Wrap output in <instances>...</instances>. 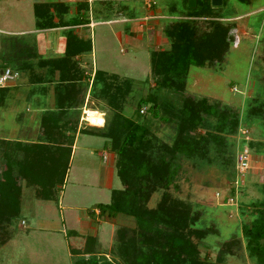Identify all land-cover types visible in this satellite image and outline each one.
Segmentation results:
<instances>
[{
  "label": "rangeland",
  "instance_id": "rangeland-1",
  "mask_svg": "<svg viewBox=\"0 0 264 264\" xmlns=\"http://www.w3.org/2000/svg\"><path fill=\"white\" fill-rule=\"evenodd\" d=\"M186 1L154 0L153 4L146 6L133 0H93L90 3L86 0H0V55L4 56L12 44L6 39L9 36L4 35L6 31H23L26 37L33 39L34 35L28 34L33 33L29 31L35 27L34 4L46 5L48 15L55 24L84 16L97 23L93 28L84 30L91 44L93 65L98 70L115 75L119 86L124 87L121 82L129 80V90L121 94L117 104L118 112L131 118L137 102L144 99L153 88L150 52L168 47L169 41L163 35V29L188 13ZM210 7L212 17L215 18L213 20L230 23L226 20L236 19L231 24L237 27L239 44L228 48L220 64L203 68L190 67L183 95L216 100L237 112L239 124L236 133L239 126L246 129L252 146H249L251 168L241 177L234 171V152L241 138L235 133L233 137H225L230 158L233 148V164L229 159V164L216 163L213 150H210L209 155L214 161L211 164L197 165L179 161L178 171L177 159L176 176L168 193L171 198L190 206L191 212L196 215L195 228L207 231L203 239L192 240L200 260L212 264L220 257L222 264H255L245 252L241 227L251 219L249 204L264 198V145L263 150L257 152L262 154V158H256L255 162L251 159L255 153L254 145L262 146L264 142V59L259 60L261 53L264 56V0H221L220 5ZM122 17L128 22L118 23L117 20L121 21ZM131 24L138 30H133L134 42H127L123 35L118 41L114 33L123 34V28ZM242 32L245 35L241 36ZM76 33L83 35V32ZM78 35L75 34L76 37ZM57 36H61L60 33ZM40 39L44 44L52 42L54 34H43ZM17 43L12 49L18 53L17 56L23 57L20 51L23 46ZM8 54L4 60L9 62L14 54ZM96 102L95 111L102 112L105 121L106 116L115 110L104 99ZM139 111H142L139 121L146 124L149 122L150 133L160 143L170 144L174 134L172 129L151 119L146 106H141ZM84 122L89 126L88 122ZM88 131L91 134L95 132L93 129ZM109 152L108 144L102 138L80 135L65 176L50 189L48 194L51 199L48 202L35 200L33 188L26 184V190L21 195L19 193L18 216L0 233V264H72L78 256L71 255V250H82L86 239L80 235L76 242L74 239L73 232L80 231L77 223L79 215L88 224L91 223L92 227H98L97 243L94 238L91 246L92 256L124 264L115 252L116 231L126 228V235L129 236L133 230V221L118 216L110 222L101 218L97 224L91 214L97 205L109 202L111 190L121 189L115 167L112 169L111 190L94 186L99 177L102 183L107 175V166L101 162L97 153ZM255 166H259V169ZM160 195L161 190L152 193L147 207L153 208ZM21 221L23 226L20 225ZM110 223L113 232H110Z\"/></svg>",
  "mask_w": 264,
  "mask_h": 264
},
{
  "label": "trees",
  "instance_id": "trees-1",
  "mask_svg": "<svg viewBox=\"0 0 264 264\" xmlns=\"http://www.w3.org/2000/svg\"><path fill=\"white\" fill-rule=\"evenodd\" d=\"M210 6V0H194L193 7L185 5L189 11L182 19L164 27L168 47L150 52L153 88L137 102L133 117L120 114L117 104L121 94L128 92L129 80L122 81V87L115 75L99 71L93 75L90 94L104 99L115 110L106 116L102 128H92L93 135L103 138L114 154L115 174L121 184V189L110 191L108 204L97 205L93 211H97L95 216L107 220L122 216L133 221L129 236L126 228L116 231L115 252L124 264H211L199 259L192 241L203 239L207 231L195 228L196 215L190 206L171 198L168 193L177 166L179 171V161L211 164L214 161L209 157L210 150H213L216 163L229 164L228 159L231 163L233 160V148L230 158L225 137H233L236 133L237 112L216 100L183 95L188 69L220 64L228 50V31L233 24L213 20ZM32 9L35 30L88 24L84 16L55 24L46 5L34 4ZM6 39L12 44L5 55L11 52L14 56L9 58L12 62H8L4 60L5 55H0V70L8 68L19 75V72L54 64L53 69L59 71L60 89L67 82L79 80L74 79L79 78L77 75L70 80L63 75L71 66V59L91 51L90 41L77 38L70 30L64 33L62 57L52 61L42 60L24 38ZM262 41L264 52V37ZM17 42L23 46L20 47L23 57L17 56L12 49ZM7 94L8 86L0 88V103ZM141 106H146L151 119L172 129L170 144L160 143L150 133L149 122L139 121ZM52 129L44 121L42 140L32 144L0 139V233L19 214L20 181L36 187L39 199L49 200L50 189L63 180L70 150L61 146V135L58 132L55 135ZM249 146L252 147L250 142ZM157 190H161L159 200L153 208H148L146 204ZM249 209L251 219L241 227L244 249L255 264H264V198L250 203ZM94 241L93 237H86L82 250H71V255L78 256L72 264H115L105 257L92 256ZM84 255L89 258L84 259ZM212 264H222L220 257Z\"/></svg>",
  "mask_w": 264,
  "mask_h": 264
},
{
  "label": "crops",
  "instance_id": "crops-1",
  "mask_svg": "<svg viewBox=\"0 0 264 264\" xmlns=\"http://www.w3.org/2000/svg\"><path fill=\"white\" fill-rule=\"evenodd\" d=\"M119 20H117L118 23L125 24L126 22H128L126 18H123L121 21ZM235 20L236 19L234 18L232 20L228 19L226 21L232 23ZM87 21L88 24H81L64 28H54L48 30H35L34 27L33 30L29 31L33 33L28 34V36H31V34H33V39L26 37L23 31H6L4 35H8L9 37H20L26 39V41H28L34 46L36 54L42 60L52 61L61 58L63 55L65 43L64 33L67 30H70L73 35H78L76 31L83 32V35H78L77 38L80 39L82 37V40H86V33L84 32V30L91 29L93 28V26H95V24H97L96 22H93L91 20ZM115 21L116 20L112 22ZM232 29L238 32L237 27L233 26L229 29V31ZM123 30V34L121 32L114 33L115 38L120 41L123 35L124 39H126L127 42L131 40L132 42H134L135 36H133V30L138 31L136 26L134 24H131L129 26L124 27ZM46 33H53L54 40L52 42L44 44L40 37ZM57 33H60L61 36H57ZM108 33V35H111L110 32ZM243 35L245 34L242 32L241 36ZM228 44V48L232 46L229 38ZM263 59L264 56L262 57L261 53V55H259V60L261 61ZM53 67L54 64H51L39 68H33L32 70H30V72H19V80L17 79L15 82L11 83L8 86V94L5 95V97L2 99V102L0 103V139L9 142H20L22 144L37 143L38 141L42 140V124L44 121H46L53 128L52 130L55 135L57 134V132L59 133L58 135H61V137L59 136L61 146L69 148L70 152L67 161L68 165L71 157L74 155V152L76 150V143L78 137L80 135H85L87 137L96 136L91 134L88 129H100V126H102L103 121L101 119V116L99 115V113L102 112L95 111L97 110L96 101H99V99L96 97H92V95L90 94V87L93 80V75L96 71L103 72L106 75L113 74H108L102 70H98L96 68V65H93L91 51L88 53L79 54L71 59V66L67 68L65 72H63V75L68 78V80H70L73 75L79 76V78L74 77V79L79 80H74L73 83L65 82L66 84H63V86L65 87L63 89H60L58 88L59 71L53 69ZM67 89H70L69 93L67 92ZM81 111H83V117L81 116ZM81 119L83 121L88 122L89 126L84 124ZM7 124L9 126V129H6V127H8L6 126ZM3 127L5 128L4 130ZM263 145L264 142L262 143V146L261 144L254 145L255 153L251 156L252 162H255L256 158H262V154H257V152H261L263 150ZM97 155L98 157H100L101 162L107 166V175L105 181L102 183L101 178L99 177L97 184H94V186H99V189L105 188L109 191L111 190V182L113 175L112 169L114 168L115 156L111 152L97 153ZM17 156L19 157L21 156V154L19 153L17 154ZM255 167H258L257 169H259V166ZM251 175L255 176V174ZM22 186H24L23 189ZM26 186L27 185L25 184V182L21 181L20 195L23 193L24 190H26ZM30 187L33 188L32 195L35 200L41 202L49 201L36 197V187ZM80 217L81 215H79V218L77 220L80 231H78L77 233H74L72 231L73 235L75 236V242L78 240L77 237L79 235L85 237H93L96 239V230L98 229V227H92L91 223H89V225L86 219H82ZM99 219H101V217L95 215L93 216V220L97 224L99 222ZM106 222H110V220L106 219ZM110 227V232H113L114 230L112 228L113 226L111 225V223Z\"/></svg>",
  "mask_w": 264,
  "mask_h": 264
},
{
  "label": "built area",
  "instance_id": "built-area-1",
  "mask_svg": "<svg viewBox=\"0 0 264 264\" xmlns=\"http://www.w3.org/2000/svg\"><path fill=\"white\" fill-rule=\"evenodd\" d=\"M88 3L92 2V0H86ZM133 1H140L144 5L149 6V4H153L154 0H133ZM264 12V9L262 10ZM238 32L234 29L230 30L228 33V38L230 39L232 47H236L238 45ZM18 79V73L11 71L8 68L0 70V88H4L6 86H9L11 83L15 82ZM84 111V110H83ZM83 111H81V116ZM142 113V111H139ZM101 116V119L103 121V114L99 113ZM83 117V116H82ZM83 119V118H82ZM81 119V120H82ZM83 121V120H82ZM84 122V121H83ZM85 123V122H84ZM86 124V123H85ZM104 124V121L102 122V126ZM100 126V127H102ZM238 136L241 138L238 149L234 152V171L237 176H243L249 171L251 168L250 165V152L248 147V132L246 129H243L239 126L237 133ZM94 215H97V211H93ZM20 225L23 226L24 223L21 221ZM84 259H88V255L83 256Z\"/></svg>",
  "mask_w": 264,
  "mask_h": 264
},
{
  "label": "water",
  "instance_id": "water-1",
  "mask_svg": "<svg viewBox=\"0 0 264 264\" xmlns=\"http://www.w3.org/2000/svg\"><path fill=\"white\" fill-rule=\"evenodd\" d=\"M221 0H210V5L213 7H216L220 5ZM187 5L188 7H193L194 6V0H187Z\"/></svg>",
  "mask_w": 264,
  "mask_h": 264
}]
</instances>
